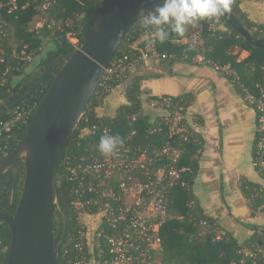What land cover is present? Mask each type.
Returning a JSON list of instances; mask_svg holds the SVG:
<instances>
[{
	"label": "trees",
	"instance_id": "1",
	"mask_svg": "<svg viewBox=\"0 0 264 264\" xmlns=\"http://www.w3.org/2000/svg\"><path fill=\"white\" fill-rule=\"evenodd\" d=\"M50 1L52 2V7L49 10L50 15L56 19L69 20L71 28L64 26L62 30H59L44 26L42 29L34 30V26L30 22L33 19H38L40 15L31 5L21 14V19L9 20L7 36L0 39V54L4 56V62L0 63V108L14 103L25 95L43 76L49 64L59 59L58 62L52 65L38 89L16 107H34L33 114L26 122L2 134L0 137V162L15 151L25 135L39 105L64 65V61L60 59L79 48L84 40L83 31L88 21L94 14L114 0ZM230 10L252 36L256 39H264V27L261 28L251 22L235 0H230ZM139 23L140 20L128 33L116 56L123 50H129V46L141 37L142 33L139 32ZM198 29H201L202 35V43L200 45L191 47L181 43L184 38L190 36ZM69 33L77 39V44H73L69 40ZM48 40L52 47L44 50V44ZM158 48L162 53L172 56V58L165 60V63L175 61L193 63L195 58L201 57L204 66L213 68L227 67L230 70V74H224L242 95L250 94L257 99L264 97V49L256 48L247 43L244 37L231 28L222 16L212 20L198 21L194 26H188L184 37H177L171 34L164 43L158 42ZM14 51L16 55L13 54ZM240 51L249 52V57L239 61ZM34 62V66L30 68ZM146 79V77L136 76L127 82L124 91L127 104L120 106L114 117H99L96 110L103 105L111 92L121 84L117 82L111 84L110 91H105L100 85L67 143L57 177L59 208L55 210L54 221V243L57 245L64 230L63 215L68 219V230L59 255V264H68L67 255L71 259L70 264H73L76 257L81 255L76 248V244L81 240L82 228L78 225L77 218L71 208L75 183L69 179V172L65 168L66 160L69 159L74 166L87 161L91 154L98 151L97 145L102 136V129L105 127H109L116 135L123 137L133 131H137V138L142 140L149 138L159 144L169 140L166 130H162L153 136L148 135V131L154 125L153 120L144 113L143 96L145 91L142 89V85ZM155 98L157 97H151V99ZM170 98L174 102H180L185 112L193 99L189 95ZM16 108L0 116V127L2 123L12 117ZM259 117L260 115L256 112L257 121ZM85 129L91 130V133L82 136L81 133ZM258 139L259 133L256 132L253 160L257 157ZM6 146H9V152L7 156H4L3 152ZM201 148L202 142L197 137L196 140L193 139L188 143L181 142L180 166L190 168L191 172L184 175L187 186L178 187L175 190L169 208L170 218L161 229V249L156 255L160 264H232L243 259V256L238 254V251L244 247L252 250L264 248V242L258 240L260 228L254 226L248 225L252 229L253 235L244 243H239L230 232L223 228L220 229L225 231V233L218 238L215 227H220V224L215 218L209 217L205 213L193 192L195 179L199 171L196 157ZM17 168L18 165L0 183V209L8 215H12L17 208L25 180L24 164H22L19 168L13 200L10 205L11 186L14 171ZM259 174L264 180V173L259 172ZM241 191L250 203L254 213L259 209H264L263 185L245 182L241 186ZM203 222H206L208 226H204ZM0 239H2L4 246L7 248L4 257V264H7L11 232L9 227L2 222H0ZM88 247L89 244L86 243L83 249L88 261L92 259L94 264H106L109 259L107 247L104 246V261L100 263L98 250L94 248L92 253L89 254L87 253ZM66 251H68L67 255ZM248 262L249 260L245 264H251Z\"/></svg>",
	"mask_w": 264,
	"mask_h": 264
},
{
	"label": "built area",
	"instance_id": "2",
	"mask_svg": "<svg viewBox=\"0 0 264 264\" xmlns=\"http://www.w3.org/2000/svg\"><path fill=\"white\" fill-rule=\"evenodd\" d=\"M39 13L38 19L30 23L34 30L47 26L50 29L62 30L71 28L69 20L56 19L50 15V0H0V39L7 36L9 20L21 19V14L30 6ZM141 37L129 50H123L115 56L105 69L100 85L110 91V85H123L135 66L149 61H165L172 58L158 48L159 41H151L146 37L139 23ZM68 38L72 37L71 33ZM77 40V39H76ZM182 44L196 47L202 43L201 29L181 41ZM16 55V52H13ZM204 65L201 57L194 59ZM4 56L0 54V63ZM217 71L230 74V70L214 67ZM99 85V86H100ZM248 103L260 115L257 121V157L253 165L258 172L264 173V97L255 98L246 95ZM152 108L165 111L166 114L153 120L154 127L148 131L149 136L166 130L169 140L163 144L137 138L133 131L123 137L124 144L112 156L104 157L99 151L91 154L87 161L72 165L69 159L65 168L69 172L70 181L74 182L71 208L82 228L81 240L76 244L81 255L73 264H94L88 261L84 247L89 244L88 252L96 248L99 252V263L104 261V246L107 247L109 259L106 264H160L156 255L161 249V229L170 218L169 208L175 190L186 187L184 175L190 168L180 166L181 142L196 140V135L186 122V112L180 102L170 97H160L148 103ZM34 107L16 108L12 117L1 124L0 137L13 127L26 122L33 114ZM93 132V131H92ZM91 130L82 131V136ZM116 135L109 127L102 129V135ZM9 146L3 155H8ZM85 218H89L91 223ZM204 226L206 222L202 223ZM224 235V234H223ZM220 238V237H218ZM7 248L0 239V264H4ZM68 251H66V255ZM243 256L240 262L232 264H264V248L252 250L244 247L238 251ZM68 264L71 263L67 255Z\"/></svg>",
	"mask_w": 264,
	"mask_h": 264
},
{
	"label": "water",
	"instance_id": "3",
	"mask_svg": "<svg viewBox=\"0 0 264 264\" xmlns=\"http://www.w3.org/2000/svg\"><path fill=\"white\" fill-rule=\"evenodd\" d=\"M162 0H114L86 24L83 42L74 52L60 60L64 65L55 77L17 148L0 162V183L9 170L14 171L10 205L19 168L24 164L25 180L17 208L12 215L0 209V222L11 232L7 264H59L65 242L68 219L63 215L64 230L54 243L55 210L59 208L57 177L67 143L73 135L91 98L98 89L105 69L116 56L128 33L140 20L138 9H154ZM250 45L264 49V39H256L238 21L231 10L222 16ZM43 76L21 98L0 108L7 114L29 98L45 80Z\"/></svg>",
	"mask_w": 264,
	"mask_h": 264
},
{
	"label": "crops",
	"instance_id": "4",
	"mask_svg": "<svg viewBox=\"0 0 264 264\" xmlns=\"http://www.w3.org/2000/svg\"><path fill=\"white\" fill-rule=\"evenodd\" d=\"M235 1L251 22L264 27V0ZM249 55L247 51H240L239 61ZM133 69L135 73L160 71L143 82L142 89L150 91L149 96L193 97L186 111V122L202 142L196 157L199 171L193 187L195 197L205 213L215 218L239 243L252 237L249 226L260 228L258 240L264 242V209L253 215L241 191L245 182L264 186L253 165L257 118L246 96L224 73L195 61H149ZM124 91L123 85L113 90L96 110L98 116L114 117L118 108L127 104ZM143 107L151 120L166 114L151 106L147 112L144 103ZM85 219L91 223L89 218Z\"/></svg>",
	"mask_w": 264,
	"mask_h": 264
},
{
	"label": "clouds",
	"instance_id": "5",
	"mask_svg": "<svg viewBox=\"0 0 264 264\" xmlns=\"http://www.w3.org/2000/svg\"><path fill=\"white\" fill-rule=\"evenodd\" d=\"M230 10V0H162L154 9L139 8L141 28L151 41L164 43L171 34L184 37L188 26L198 21L212 20L224 16ZM120 135L104 134L100 137L97 150L104 157L112 156L122 147Z\"/></svg>",
	"mask_w": 264,
	"mask_h": 264
},
{
	"label": "rangeland",
	"instance_id": "6",
	"mask_svg": "<svg viewBox=\"0 0 264 264\" xmlns=\"http://www.w3.org/2000/svg\"><path fill=\"white\" fill-rule=\"evenodd\" d=\"M71 42L73 43V44H77V40L76 39H71ZM52 47V44L49 42V40L48 41H46V43L44 44V50H46V49H48V48H51ZM197 58H199V57H197ZM196 59V58H195ZM36 62V61H35ZM35 62L30 66V68H32L33 66H34V64H35ZM158 68V67H157ZM159 69V68H158ZM159 72L160 71H153V70H143V71H141V72H139V73H142V74H139V73H135L134 72V69L130 72V75H129V77H128V79H127V81L123 84V86L125 87V85L127 84V82L128 81H130V79H132V78H135L136 76L138 77V76H140V77H146L147 79L145 80V81H149V79L150 78H152L153 77V75H156L157 73L159 74ZM144 91H145V93H144V97H143V103H144V105L148 108L147 109V112H150V110L151 109H149V108H151L149 105H148V103H150V101L151 100H155V99H158V98H160V97H157V98H155V99H151V97L152 96H149V93H147V92H150V91H148L147 89H144ZM163 97V96H162ZM146 100V101H145ZM148 102V103H147ZM249 209H250V211L253 213L254 211L252 210V208H251V206L249 205ZM256 212V211H255ZM207 226H208V224H207ZM220 228H222V227H215V231L218 233V237H220V236H223V234L225 233V231H223V230H221Z\"/></svg>",
	"mask_w": 264,
	"mask_h": 264
},
{
	"label": "flooded vegetation",
	"instance_id": "7",
	"mask_svg": "<svg viewBox=\"0 0 264 264\" xmlns=\"http://www.w3.org/2000/svg\"><path fill=\"white\" fill-rule=\"evenodd\" d=\"M13 169H14V168H12L11 170H13ZM11 170H9L7 176H9V175L11 174ZM7 176H6V177H7Z\"/></svg>",
	"mask_w": 264,
	"mask_h": 264
}]
</instances>
